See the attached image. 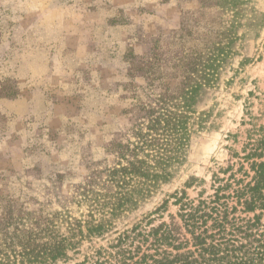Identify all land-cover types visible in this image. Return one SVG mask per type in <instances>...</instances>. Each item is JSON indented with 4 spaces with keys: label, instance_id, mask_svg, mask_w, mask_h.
Wrapping results in <instances>:
<instances>
[{
    "label": "rangeland",
    "instance_id": "obj_1",
    "mask_svg": "<svg viewBox=\"0 0 264 264\" xmlns=\"http://www.w3.org/2000/svg\"><path fill=\"white\" fill-rule=\"evenodd\" d=\"M234 20L233 40L217 39ZM250 92L264 107V0H0V216L64 207L85 219L82 188L117 202L107 171L131 160L160 176L127 186L113 230L132 226L189 176L210 181ZM182 111L187 140L164 180V120Z\"/></svg>",
    "mask_w": 264,
    "mask_h": 264
},
{
    "label": "trees",
    "instance_id": "obj_2",
    "mask_svg": "<svg viewBox=\"0 0 264 264\" xmlns=\"http://www.w3.org/2000/svg\"><path fill=\"white\" fill-rule=\"evenodd\" d=\"M239 14L235 10L234 19ZM258 15L248 18L250 31L257 30ZM235 21L215 32L216 38L231 42ZM224 48L221 41L212 46L208 61L215 62L214 70L224 61ZM199 84L205 85L198 81L195 87ZM257 99L261 101L253 92L245 99L239 127L227 135L229 158L211 168L209 182L189 176L132 226L113 230L114 216L130 201L127 186L136 177H160L150 173L156 167L129 160V165L107 171L106 181L120 189L117 202H109V193L94 197L91 187L82 188L91 205L85 219L64 207L0 216V264H264V107L256 106ZM185 114L164 120V180L171 176L166 164L173 150L182 149L187 140ZM190 188L196 190L194 196ZM108 204L109 210H99ZM99 211L108 216L96 218Z\"/></svg>",
    "mask_w": 264,
    "mask_h": 264
}]
</instances>
